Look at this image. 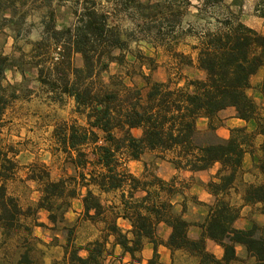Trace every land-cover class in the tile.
<instances>
[{"label":"trees","instance_id":"trees-1","mask_svg":"<svg viewBox=\"0 0 264 264\" xmlns=\"http://www.w3.org/2000/svg\"><path fill=\"white\" fill-rule=\"evenodd\" d=\"M9 1L14 5L13 0ZM149 7L133 1L126 10H132L139 19L148 22L153 20ZM74 15L73 25L59 29L51 17L44 40L35 43V47L44 43L43 67L36 60L39 56L32 57L36 60L34 65L41 67L37 78L47 94L51 98H70L84 122L54 129L55 143L71 168L70 175L52 179L44 165L30 166L29 178L39 184L40 192L34 210L46 211L48 221L55 226L63 220L70 200L84 188L83 216L100 221L103 205L90 189L94 186L99 192L121 191V211L106 223L101 239L89 241L84 247L72 244V230L68 229L63 246L68 264H104L109 237L131 260L136 259V253L142 251L146 242L151 244L152 255L147 264H164L158 260V245L171 253L185 252L197 258L198 264H232L240 260L237 247H241L246 256L244 264H264V231L256 224L235 227L239 212L224 198L244 155L251 153L254 134L263 137L261 148L264 150V114L258 113L255 101L246 91L251 77L264 65V35L240 22L226 20L221 31H208L201 37L196 64L204 77L171 86L169 81L151 80L153 59L133 53L130 37L109 23L106 12L90 6L80 12L75 10ZM159 16L162 20L167 18L162 11ZM147 31L154 37L159 33L156 26L147 27ZM52 47L57 50L55 57H52ZM77 55L80 65H74ZM128 55L139 62L147 61L149 73H140L145 94L133 84ZM176 57L192 62L182 53H176ZM111 64L125 68L124 75L110 74L105 78L103 75L108 73ZM12 67L22 72L17 61L0 54V130L6 109L20 97L17 86L5 78V71ZM257 91L264 98V74ZM230 107L235 109V117L253 122L255 130L248 132L245 127H234L228 138L217 136L213 120L219 111ZM200 118L207 119L205 129L198 127ZM135 130L139 135L133 133ZM146 152L162 158L170 153L168 160L176 169L191 172L219 164L215 180L207 183L213 202L206 205L203 221L195 224L200 229L197 237L189 236L192 224L174 210L172 196L181 192L173 184L157 175L135 176L120 162V159L139 161ZM12 153L11 149L1 147L0 137V229L5 236L18 230L22 226L20 218L29 215L31 210L22 209L6 190L5 181L10 179L16 166L9 155ZM257 167L264 176V152L257 157ZM242 200L247 204L259 203V212L264 214V183L248 185ZM181 206L183 211L184 205ZM116 218L127 220L130 229L123 231ZM160 224L169 228L162 241L156 236ZM22 228L28 231L29 225ZM206 239L221 246V256L207 251ZM19 264H30L26 253L21 255Z\"/></svg>","mask_w":264,"mask_h":264},{"label":"rangeland","instance_id":"rangeland-1","mask_svg":"<svg viewBox=\"0 0 264 264\" xmlns=\"http://www.w3.org/2000/svg\"><path fill=\"white\" fill-rule=\"evenodd\" d=\"M133 1H140L149 7L153 20L144 22L132 10L126 7ZM0 0V54L17 61L22 68H10L5 71L6 81L17 86L20 97L14 100L6 109L0 130L1 147L11 149L9 154L15 161V168L9 180L5 181L7 192L14 196L22 209H31L29 215L20 218L21 225H29L25 231L22 226L12 230L10 235L1 234L0 229V264H19L23 253L27 254L30 264H68L64 253V233L72 230L71 241L74 246L84 247L89 241L101 239L105 235L106 223L112 221L117 212L121 211V191L99 192L94 186L91 191L98 195L102 206L103 216L100 221H90L83 216L82 196L85 189L80 188L78 196L70 200V207L64 213V218L55 226L47 219L44 210L35 211L39 198V184L29 178L32 164L44 165L52 179L70 175L71 168L65 162L63 152L58 149L54 129L59 125L76 122L83 125V118L74 110V103L67 97H50L44 86L38 82V71L34 61L44 65V43L35 47V43L44 40L45 27L51 24L59 29L73 25L75 22L74 11L80 12L84 7L96 6L98 10L108 14V21L130 37V50L137 55L151 57L154 69L151 71V80L169 81L171 86H181L186 79H202L204 73L196 64L197 48L201 45V37L206 32L223 29L224 22H240L253 28L264 35V0ZM167 15L166 20L160 19V12ZM156 26L158 36L154 37L147 31V27ZM51 50V49H50ZM54 53L52 57L57 56ZM141 53V54H139ZM176 53H182L186 59L191 58L189 64L185 59L180 60ZM33 56H39L32 60ZM49 57V56H48ZM47 59V57H46ZM127 60L132 63V81L146 93L140 73H149L145 64L146 60L134 59L128 55ZM143 63V65H142ZM74 65H80L79 56L74 57ZM23 73V76H22ZM125 68L111 64L106 78L110 74L124 75ZM264 73V65L250 79V86L246 90L253 98L258 113L264 114L263 101L257 96L256 91L259 79ZM127 80V79H126ZM128 81V80H127ZM226 118L216 115L213 124L216 130L224 126ZM198 127L205 129V122L198 120ZM253 123V122H252ZM248 129L247 127H245ZM139 135V131H133ZM230 134V131H229ZM217 135V133H216ZM218 136V135H217ZM254 158L261 155L263 137L256 134L251 139ZM250 153V154H251ZM170 153L164 158L156 153L146 152L139 161L121 160L123 167L135 176L157 175L163 180L173 184L181 195L172 196L174 210L181 212L183 218L192 226L189 236L197 237L196 225L203 221L208 204L213 202V197L208 191L207 183L215 180L219 164L215 163L210 168L191 172L187 169H176L168 160ZM245 156V155H244ZM125 162V163H124ZM248 154L245 162L237 171L234 183L225 200L235 207L239 216L234 226L239 228L248 224H256L260 231H264V220L260 217L259 206L243 207L242 198L248 185L264 183V176L258 172L257 165L251 164ZM140 195V193L136 194ZM184 210L182 211V206ZM116 223L123 231L130 229L127 220L116 218ZM168 235L167 228L160 224L156 236L158 241L165 240ZM207 251L217 257L222 252L221 246L213 241H205ZM104 264H147L151 257V245L147 242L136 259L131 260L128 254H123L120 247L113 245L112 237L108 238L105 246ZM158 260L164 264H198V259L182 251H164L158 245ZM239 261L232 264H244L245 253L237 247ZM82 256L84 251H80Z\"/></svg>","mask_w":264,"mask_h":264},{"label":"crops","instance_id":"crops-1","mask_svg":"<svg viewBox=\"0 0 264 264\" xmlns=\"http://www.w3.org/2000/svg\"><path fill=\"white\" fill-rule=\"evenodd\" d=\"M264 74V73H263ZM263 76V75H262ZM262 78V77H261ZM261 78L259 79V81L261 80ZM256 94H257V96L263 101V103L262 104H264V98L261 96V94L258 92V91H256ZM217 115L218 116H223V118H226L224 121H223V123H224V126L222 125V126H220L217 130H216V133H217V135L219 136V137H221V138H228L229 137V131H230V129L231 128H234V127H247L248 129H246L248 132H253L254 130H255V125H254V123H252V122H246V121H244V120H241V119H239V118H237V117H235V109L234 108H232V107H230V108H226V109H224V110H221V111H219L218 113H217ZM199 120H202V121H204L205 123V126L207 125V119H205V118H200ZM258 136H261V135H259L258 134ZM248 154V156L250 157V159H251V164H250V166H252V165H257V161H256V158H254V152H252L251 154L250 153H246L245 154V156ZM245 156H244V158H243V162H242V164L245 162ZM260 156V155H259ZM257 170H258V172H260L259 171V169H258V167L256 168ZM242 205H243V207L245 208V207H248V206H251V205H255V206H260V204L259 203H256V204H247V203H245L244 201L242 202ZM259 218H262V220H264V214H261L260 213V217ZM119 219H121V218H119ZM165 226V225H164ZM247 226H249L248 224H246L245 226H242V227H239V228H245V227H247ZM166 227V226H165ZM167 228V231H168V233H169V228L168 227H166ZM190 229H191V227H190ZM196 232H198V235H199V233H200V229H199V227H196ZM195 238V237H194ZM206 241H212V240H209V239H206ZM149 244V243H148ZM149 245H151V244H149ZM160 246V248H162L164 251L166 250H168L165 246H163V245H159ZM238 248H240V249H242L241 247H238ZM169 251V250H168ZM151 252H152V245H151ZM170 252V251H169ZM222 253V252H221ZM220 256H221V254H220Z\"/></svg>","mask_w":264,"mask_h":264}]
</instances>
